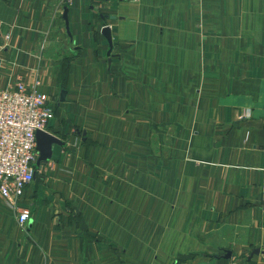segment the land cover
I'll return each instance as SVG.
<instances>
[{
    "label": "crops",
    "instance_id": "crops-1",
    "mask_svg": "<svg viewBox=\"0 0 264 264\" xmlns=\"http://www.w3.org/2000/svg\"><path fill=\"white\" fill-rule=\"evenodd\" d=\"M16 78L60 144L0 264H264V0H0Z\"/></svg>",
    "mask_w": 264,
    "mask_h": 264
},
{
    "label": "built area",
    "instance_id": "built-area-1",
    "mask_svg": "<svg viewBox=\"0 0 264 264\" xmlns=\"http://www.w3.org/2000/svg\"><path fill=\"white\" fill-rule=\"evenodd\" d=\"M53 112L39 82L27 87L22 78H16L11 88L0 89V197L9 212L17 215L20 227L29 220L30 212L17 203L43 167H36L35 135L46 132Z\"/></svg>",
    "mask_w": 264,
    "mask_h": 264
},
{
    "label": "water",
    "instance_id": "water-1",
    "mask_svg": "<svg viewBox=\"0 0 264 264\" xmlns=\"http://www.w3.org/2000/svg\"><path fill=\"white\" fill-rule=\"evenodd\" d=\"M107 31V30H106ZM36 151L38 153V159L36 167L44 166L45 163L52 157V146L60 142L49 135L47 132H36Z\"/></svg>",
    "mask_w": 264,
    "mask_h": 264
}]
</instances>
